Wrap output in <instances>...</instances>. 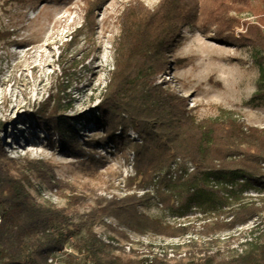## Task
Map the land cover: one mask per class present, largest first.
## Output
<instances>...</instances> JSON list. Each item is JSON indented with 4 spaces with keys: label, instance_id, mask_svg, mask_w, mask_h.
Masks as SVG:
<instances>
[{
    "label": "rangeland",
    "instance_id": "obj_1",
    "mask_svg": "<svg viewBox=\"0 0 264 264\" xmlns=\"http://www.w3.org/2000/svg\"><path fill=\"white\" fill-rule=\"evenodd\" d=\"M131 1L105 2L96 12L94 33L86 30L72 48L69 59L73 62L75 56L77 67L65 84L67 122L59 136L40 128L26 112L55 91L58 56L83 23L86 0H0V120L7 125L1 133L4 149L19 161L17 169L25 158L44 160L53 167L54 187L36 173L28 174L27 187L37 202L65 208L76 222L92 220L89 215L96 213L94 231L107 246L104 261L120 256L140 264H179L208 256L222 261L245 254L264 242V213L232 230L210 235L202 234L201 226L213 221L225 204L264 201V184L251 182L224 189L221 197L197 194L192 198L195 204L186 209L181 206L183 194L199 187L200 178L194 186L167 180L160 189L156 182L148 184V179V191L138 188L141 178L129 190L127 179L135 175V155L126 151L119 132L107 143L101 142L107 130L99 123L97 106L113 68L119 15ZM141 1L153 9L160 0ZM253 3L259 4V0ZM241 17L256 20L251 13ZM245 31L246 26L241 25L234 34L240 37ZM169 59L168 71L156 83L187 97L199 119L234 117L264 128V53L259 49L222 45L185 27ZM129 135L139 140L134 132ZM12 169L16 173L14 166ZM191 172L189 165L188 174ZM134 192L139 196L150 193L141 207L146 215L173 226L191 224L195 230L181 237L138 233L114 216L101 214L109 199ZM66 250L72 251L70 244Z\"/></svg>",
    "mask_w": 264,
    "mask_h": 264
},
{
    "label": "trees",
    "instance_id": "obj_2",
    "mask_svg": "<svg viewBox=\"0 0 264 264\" xmlns=\"http://www.w3.org/2000/svg\"><path fill=\"white\" fill-rule=\"evenodd\" d=\"M107 1L86 0L83 23L58 56L55 91L26 112L51 134L62 136L61 128L67 122L65 84L77 67L75 56L70 62V52L86 30L94 33L96 12ZM253 2L160 0L151 9L141 0H133L119 15L113 68L108 71L97 109L99 123L107 130L101 142L107 143L119 132L126 151L135 155V175L127 179L129 190L141 178L138 188L144 191L153 182L160 189L167 180L194 186L200 178L199 187L183 194L181 206L190 209L197 194L221 197L224 189L233 190L251 182L264 184V128L234 117L199 119L189 108L187 97L156 83L168 71L171 48L185 27L222 45L249 46L264 53V0L256 5ZM244 13H251L256 20L243 21ZM241 25L246 26V31L236 37L234 32ZM6 127L0 120V264H140L120 256L103 260L107 246L94 231L96 213L89 215L92 220L76 222L65 208L34 199L27 187L28 174L34 172L54 187V169L44 160L29 158L21 160L22 167L17 169L19 161L7 155L1 141ZM131 131L139 140L129 135ZM149 196V192L142 196L134 192L122 198L112 197L100 212L114 216L138 233L181 237L195 230L191 224H164L143 213L141 207ZM263 213L264 201H242L232 207L225 204L214 214L213 221L202 224L200 232L210 235L232 230ZM68 244L71 252L66 250ZM179 264H264V242L231 259L217 261L215 256H208Z\"/></svg>",
    "mask_w": 264,
    "mask_h": 264
},
{
    "label": "built area",
    "instance_id": "obj_3",
    "mask_svg": "<svg viewBox=\"0 0 264 264\" xmlns=\"http://www.w3.org/2000/svg\"><path fill=\"white\" fill-rule=\"evenodd\" d=\"M2 222H3V218L2 216H0V225L2 224ZM50 262H52V260H50Z\"/></svg>",
    "mask_w": 264,
    "mask_h": 264
}]
</instances>
